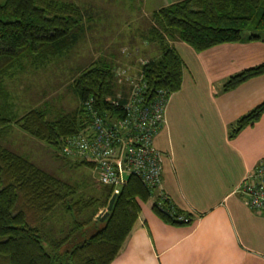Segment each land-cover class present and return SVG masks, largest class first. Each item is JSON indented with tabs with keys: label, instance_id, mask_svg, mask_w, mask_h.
Wrapping results in <instances>:
<instances>
[{
	"label": "trees",
	"instance_id": "obj_1",
	"mask_svg": "<svg viewBox=\"0 0 264 264\" xmlns=\"http://www.w3.org/2000/svg\"><path fill=\"white\" fill-rule=\"evenodd\" d=\"M150 16L153 24L145 40L158 47L160 56L141 62L139 75L146 87L147 99L156 90H164L169 95L181 85L182 62L169 41H181L195 52L243 39L264 42V0H181L159 8ZM84 21L87 19L83 10L70 2L2 0L0 80L21 58L42 61L73 48L84 32ZM117 69L102 61L82 70L72 82L77 98L74 113L54 120L40 109L30 110L19 118L10 116L9 96L0 87V132L15 125L60 154L66 140L89 122L83 106L88 99L100 116L111 119L123 116L121 106L125 97L117 105L107 100L115 98ZM263 74L264 63L242 70L224 82L221 92ZM263 113L264 101L233 122L228 137L233 138L253 125ZM71 162L73 167L94 169L92 162ZM99 184L103 187L101 199H76L73 185L0 145V264H110L139 227L140 203L148 205L164 223L181 226L192 222L190 214L174 206L160 187L148 188L137 176L129 174L117 187L112 209L101 222V228L87 239L76 241L70 249H64L77 229L95 221L93 215L98 208L106 209L114 186ZM90 208L93 212L87 221L79 222V217ZM55 211L70 217L73 223L70 229H54L50 218Z\"/></svg>",
	"mask_w": 264,
	"mask_h": 264
},
{
	"label": "crops",
	"instance_id": "obj_2",
	"mask_svg": "<svg viewBox=\"0 0 264 264\" xmlns=\"http://www.w3.org/2000/svg\"><path fill=\"white\" fill-rule=\"evenodd\" d=\"M178 1L141 0L140 4L149 7L150 16ZM169 44L182 62L181 85L167 97L153 145L162 155L159 190L190 214L192 222L181 226L164 223L148 205L140 203L139 227L110 264H264V213L249 210L236 194L246 174L264 161V113L253 125L228 137L230 125L264 101V74L221 92L230 76L264 63V42L243 39L202 52L178 40ZM130 49L137 54L144 51L149 59L160 56V52L151 51L150 42ZM56 57L34 62L31 57L21 58L1 77V90L11 103L10 116L21 117L13 111L7 84L27 72L25 61L39 70L53 65L50 61ZM123 66H131L127 73L140 72L139 66ZM84 69L77 71L74 79ZM118 94L126 97L128 87L117 90L115 96ZM33 109L45 110L49 116L46 106ZM8 128L21 131L15 125L4 130Z\"/></svg>",
	"mask_w": 264,
	"mask_h": 264
},
{
	"label": "rangeland",
	"instance_id": "obj_3",
	"mask_svg": "<svg viewBox=\"0 0 264 264\" xmlns=\"http://www.w3.org/2000/svg\"><path fill=\"white\" fill-rule=\"evenodd\" d=\"M62 1L77 5L83 10L84 16H91L84 21L86 30L77 44L69 51L53 58L50 61L53 65L48 68L33 70V67L25 61L27 72L25 71L26 73L19 78H12L7 84L16 116L24 115L31 108L43 106L48 108L50 120L60 115L72 114L77 107V101L71 92L70 83L74 81L77 71L93 62L102 61L116 68L122 67L123 69H117L115 72V75L117 71L122 72L121 80L114 81L116 92L124 86L129 88V81L138 75L135 71L127 73V68L130 69L131 66L124 68L123 65L141 67V62L149 59L144 51L139 54L130 51V48L133 49L135 46L142 47V43L147 45L145 38L149 27L153 24L147 13L149 7H141V0ZM151 51L159 52L154 43H151ZM37 72L39 76L36 75ZM71 74L74 75L70 77ZM23 134L25 133L22 131L8 128L0 133V145L21 155L50 175L73 185L76 189V199H101L103 187L99 184L95 169L84 166L73 167L71 166L73 159L66 157L68 160H65L61 156L62 152L59 154L54 148ZM104 211V208H98L93 215L95 221H89L85 226L77 229L73 235L75 237H72L63 248L68 250L76 241H83L99 230L102 223L96 220ZM91 212H93L92 208L85 210L78 221H87ZM50 222L55 225L54 229L61 230H66L67 227L70 229L73 224L70 217L60 211L52 213Z\"/></svg>",
	"mask_w": 264,
	"mask_h": 264
},
{
	"label": "built area",
	"instance_id": "obj_4",
	"mask_svg": "<svg viewBox=\"0 0 264 264\" xmlns=\"http://www.w3.org/2000/svg\"><path fill=\"white\" fill-rule=\"evenodd\" d=\"M117 72L116 80H121ZM128 95L121 108L123 116L111 119L96 114L91 99L83 103L89 122L78 134L68 138L62 154L67 158L94 164L98 181L117 187L129 174H134L148 188L161 186L162 155L155 149L153 138L163 123L168 94L156 90L147 99L146 87L138 74L129 81ZM120 94L107 100L117 105ZM241 202L252 212H264V161H259L243 178L236 190Z\"/></svg>",
	"mask_w": 264,
	"mask_h": 264
},
{
	"label": "water",
	"instance_id": "obj_5",
	"mask_svg": "<svg viewBox=\"0 0 264 264\" xmlns=\"http://www.w3.org/2000/svg\"><path fill=\"white\" fill-rule=\"evenodd\" d=\"M115 197L116 195L115 194H112V196L110 197V199L108 200V203H107V206H106V209L104 211V213L100 216L99 218V221L100 222H103L105 220V218L108 216L109 212L111 211L112 209V206H113V202L115 200Z\"/></svg>",
	"mask_w": 264,
	"mask_h": 264
}]
</instances>
